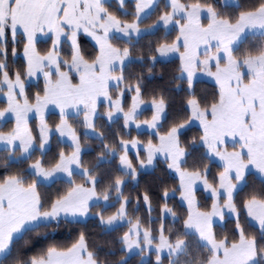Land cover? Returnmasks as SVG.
Returning <instances> with one entry per match:
<instances>
[{
	"label": "snow or ice",
	"instance_id": "6c2138e0",
	"mask_svg": "<svg viewBox=\"0 0 264 264\" xmlns=\"http://www.w3.org/2000/svg\"><path fill=\"white\" fill-rule=\"evenodd\" d=\"M0 264H264V0H0Z\"/></svg>",
	"mask_w": 264,
	"mask_h": 264
},
{
	"label": "trees",
	"instance_id": "16d2710c",
	"mask_svg": "<svg viewBox=\"0 0 264 264\" xmlns=\"http://www.w3.org/2000/svg\"><path fill=\"white\" fill-rule=\"evenodd\" d=\"M205 86L210 88V87H211V83L206 82V83H205Z\"/></svg>",
	"mask_w": 264,
	"mask_h": 264
},
{
	"label": "rangeland",
	"instance_id": "374dc122",
	"mask_svg": "<svg viewBox=\"0 0 264 264\" xmlns=\"http://www.w3.org/2000/svg\"><path fill=\"white\" fill-rule=\"evenodd\" d=\"M206 82H209V83H211L210 81H207V80H206Z\"/></svg>",
	"mask_w": 264,
	"mask_h": 264
}]
</instances>
